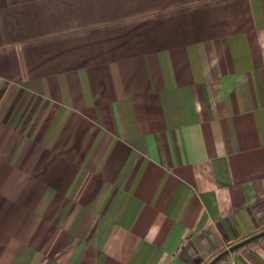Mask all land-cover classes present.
I'll use <instances>...</instances> for the list:
<instances>
[{
	"label": "crops",
	"instance_id": "crops-1",
	"mask_svg": "<svg viewBox=\"0 0 264 264\" xmlns=\"http://www.w3.org/2000/svg\"><path fill=\"white\" fill-rule=\"evenodd\" d=\"M263 230L264 0H0V264H209Z\"/></svg>",
	"mask_w": 264,
	"mask_h": 264
},
{
	"label": "water",
	"instance_id": "water-1",
	"mask_svg": "<svg viewBox=\"0 0 264 264\" xmlns=\"http://www.w3.org/2000/svg\"><path fill=\"white\" fill-rule=\"evenodd\" d=\"M263 235H264V230L253 235V236H251V237H249V238H247V239H245V240H243V241H241V242H239V243L232 245L231 247H229L228 249H226L222 253H220L218 256H216L209 264H215L221 257H223L225 254H227L229 251H232V250H234V249H236V248H238V247H240V246H242V245H244V244H246V243H248V242H250L256 238H259Z\"/></svg>",
	"mask_w": 264,
	"mask_h": 264
}]
</instances>
